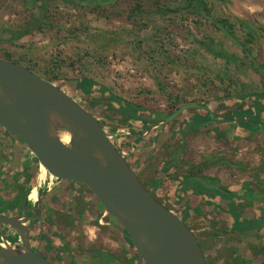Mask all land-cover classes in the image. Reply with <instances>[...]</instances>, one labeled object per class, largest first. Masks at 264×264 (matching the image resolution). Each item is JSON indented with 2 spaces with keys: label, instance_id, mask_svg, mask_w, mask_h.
Segmentation results:
<instances>
[{
  "label": "rangeland",
  "instance_id": "1",
  "mask_svg": "<svg viewBox=\"0 0 264 264\" xmlns=\"http://www.w3.org/2000/svg\"><path fill=\"white\" fill-rule=\"evenodd\" d=\"M35 16L44 18L47 23L20 39L7 40L9 29L24 26ZM213 19L234 23L236 40L246 41L252 53L264 62V0H0V59L18 61L57 85L64 79L74 85L78 80L90 78L104 86V94L97 93L88 99L68 88L64 90L97 115L105 129L116 133V144L123 146L131 141L117 136L127 127L120 123L121 112L110 107L108 92L162 115L171 114L185 103H203L212 110V118L221 124H225L222 122L230 119V112L238 111L243 102L235 100L227 104L218 102L217 98L264 92L261 75L248 67L240 46L218 28ZM238 20L251 25H242ZM196 39L204 40L216 51L237 56L243 63L228 62L214 56ZM203 111L202 108H190L170 121L165 133L166 145L159 152L157 146L148 149L154 153L157 151V154H153L150 166L141 173L144 178L150 174V186L159 198L178 215L190 214L188 223L198 236L208 240L211 232L224 236L220 231L225 223L219 219L217 211L198 203L199 212L189 209L184 213L186 204L177 202L170 189L163 190L176 185L175 176L192 171L220 175L224 178V187H235L254 174L256 165L264 163V137L235 121L229 127L233 140H223L222 143L213 139L204 128L198 132L180 130L186 116ZM221 124L217 127H223ZM135 128L141 131V127ZM260 128L264 130L263 123ZM153 130H158V127ZM135 149L138 147H134V152ZM28 154L32 169L26 170V174L36 173L37 186L42 191L48 189L52 186L48 184L50 174L43 173L35 154L31 151ZM221 158L233 163L241 162L243 168L229 165ZM204 180L194 176L187 183L201 184ZM85 190L90 204L98 206L94 195L87 188ZM192 190L185 195L192 194ZM61 218L58 217L59 220ZM65 220L69 222L68 218L60 221ZM102 226L108 227L106 224ZM91 229L79 224L64 231L69 254H73L74 245L80 243L82 247V242L95 240L93 233L96 232L101 244L110 246L122 260L127 259L121 243L116 240L117 231L109 229L110 240L107 241L103 229ZM234 237L230 233L229 239L234 240L238 253L248 242L259 241L255 233ZM6 239L12 238L6 236ZM113 239L116 242L113 243ZM247 255L251 257L250 252ZM235 256L231 249L222 251L220 257L215 251L212 253L217 264H230ZM66 261L64 264H70ZM78 263L88 264L85 260Z\"/></svg>",
  "mask_w": 264,
  "mask_h": 264
},
{
  "label": "water",
  "instance_id": "2",
  "mask_svg": "<svg viewBox=\"0 0 264 264\" xmlns=\"http://www.w3.org/2000/svg\"><path fill=\"white\" fill-rule=\"evenodd\" d=\"M190 108L211 111L203 103H185L159 125ZM0 126L22 140L49 174L95 194L127 230L137 264H209L195 231L149 191L117 146L116 133L66 90L9 59H0ZM29 203L18 214L0 213V228L18 233L15 241L2 235L0 264H57L31 244V223L42 216L40 198Z\"/></svg>",
  "mask_w": 264,
  "mask_h": 264
},
{
  "label": "trees",
  "instance_id": "3",
  "mask_svg": "<svg viewBox=\"0 0 264 264\" xmlns=\"http://www.w3.org/2000/svg\"><path fill=\"white\" fill-rule=\"evenodd\" d=\"M195 9L199 11L198 7H196ZM239 22H241L242 25H251L249 22H245L242 20H240ZM46 23L47 22L44 18L35 16L33 20L29 21L26 25L21 26L17 29H9L8 32H10V36L9 38H7V40L14 41L20 39L30 34L34 29L42 28ZM213 23L218 28L223 29L227 36L237 42L248 61V67H250L256 73H259L264 82V62L260 61L258 57L252 53L251 49L247 47L246 41L236 40V37L233 35V29L235 27V24L226 19H213ZM0 40H2V38H0ZM196 41L208 52H210L216 57H221L228 62H234L239 64L243 63V61L235 55H226L224 53L214 50V48H211L208 44L205 43L204 40L196 39ZM7 59L12 60L10 58ZM58 86L63 89L68 88L70 89V91H73V93L76 92L78 95L84 96L87 99L93 97L97 93L104 94L103 92L106 91V88L104 86L99 85L97 82L90 78L78 80L75 82L74 85L66 83V80L64 79L60 80V84ZM70 95L72 96L71 93ZM108 95L110 97V107L121 112V114L123 115L122 119L120 120V123L129 126V128L141 127L147 129L153 123H156L160 120H164L169 115H162L159 112H153L144 109L139 104L127 101L110 92H108ZM235 100L243 102V106L233 114L230 112V119L237 121L238 124H240L242 127L248 128L251 132L261 133L264 137V130L260 128V124H264V92H252L240 96L226 95L217 98L218 102H225L227 104ZM78 102L88 109V107L83 105V103H81L80 101ZM212 115V110H204L203 112L196 113L192 116H186L183 120L184 127L180 125V130L182 131L183 129H188L192 130V132H198L199 130H201L202 126H206L208 127L207 130L210 134H215L217 138L219 136H223L222 132H216L214 124L219 122V120L213 119ZM2 129L4 130V132H8L5 128ZM13 136L15 135L13 134ZM17 139L20 140L18 137ZM20 141L23 143L22 140ZM131 148L132 144H127L126 150H130ZM120 150L123 152L122 148ZM262 154L264 157V146L262 148ZM125 157L127 159L128 155ZM228 163L230 165L234 164L237 167L243 168V164L241 162L233 163L228 161ZM254 169L255 172L252 176H249V178L247 179H243L239 184L229 190H227L225 187L220 186H217V188H211L210 190L204 189V187L202 188L201 185L198 183H193V185H191V183L188 184L186 179L184 182L181 180L178 181L175 187H172V189L170 188L172 193L175 195L177 202L179 201L183 204H186L187 209L184 210V213H186L189 209L194 212H199L200 208L197 205L198 203L208 204L209 207L217 211L218 217L222 221V223H225V226H223L220 231L222 232L221 234L224 235L223 237H219L218 233L216 232H211L209 234L210 237H208V240H203V238L197 235L200 244L206 254L209 264H217V262L215 261L216 258L213 259L212 257V253L214 251L217 257H220L222 251L229 249H231L232 253L236 255L233 260L229 262L230 264H254V262L257 264H264V163L255 167ZM196 175H193V177ZM182 176L183 178L186 177V175ZM33 178H35V176H33ZM197 178H203L207 181H213L212 183L216 181L214 177L210 176H198ZM34 186V181H31L29 188L26 190L24 196L16 195L13 199L14 202L12 204V208L20 209L22 205L24 206L23 198L28 195V193L31 191V189H33ZM84 187L87 188V190L92 195H94L95 199L100 203L99 199L95 196V194L88 187ZM168 188L164 189L163 191L168 190ZM190 189H193V194L197 195V198H201L200 202L186 198L185 192ZM149 190L161 203H163L170 209L172 208L169 204L166 203V201L160 199L153 189ZM100 206L104 210V207L101 203ZM99 215L101 216V212ZM188 215L190 214L179 216L186 221ZM113 219H115L121 225L120 228L122 230V233L124 234L125 239L136 251L132 241L130 240L127 234V230L116 218L113 217ZM208 223L213 225L216 224V222L211 221H209ZM189 226L193 229L191 224H189ZM230 233L235 236L234 239L238 238V236H243L249 233H255L256 237L259 238V241L248 242L246 247L238 253L236 250V246L233 245L234 240L232 238L229 239ZM249 252L251 254V257L247 255ZM109 256L110 257L108 261H116V257L112 255ZM137 257L138 255L136 253L135 258L129 260L126 264H136Z\"/></svg>",
  "mask_w": 264,
  "mask_h": 264
},
{
  "label": "crops",
  "instance_id": "4",
  "mask_svg": "<svg viewBox=\"0 0 264 264\" xmlns=\"http://www.w3.org/2000/svg\"><path fill=\"white\" fill-rule=\"evenodd\" d=\"M234 121L235 120L233 119H229L226 122H222L225 124H221V122L215 123L214 127L216 129V132L222 130L223 136H219L217 138L216 135L213 134L212 135L213 139L221 143L223 142V140L232 141L233 137L229 135L230 132L232 131H230L229 127L231 123ZM219 123L223 127L218 128L217 126L219 125ZM169 125H170L169 122L165 124H161V125H159V123L152 124L147 129L139 128L141 129V131L139 132L138 130H134L138 128H135V127L129 128V126L124 125L127 127V128H124L123 130L124 132L122 134L117 133V136H121V138L123 136V137H127L130 139L131 143H128V145L132 144V148L130 150H127L128 154L125 151L127 144H124L123 146H119V145L117 146L120 149L122 148L123 151H125V156L128 155L127 160L131 163L132 167L134 168V170L136 171L140 179L150 188H151L150 186L151 181L149 177L150 174H147V176H145L144 178L141 172H144V170L148 166H150L153 154L156 155L157 151L159 152L161 147H163V145H166L167 140H165L166 139L165 133L167 132ZM157 127H158V130H153ZM203 128L207 129L208 127L202 126L201 129ZM2 131L0 130V199H2L4 196L5 187L8 188L9 189L8 191L11 193L9 197H12L11 199H14L15 198L14 196L16 195L24 196V194L26 193V190L29 188L31 181H34L36 185L37 175L36 173L31 174L33 172H29L28 174H26L25 172L26 170L28 171L32 169V165H31L32 163L30 162V160L29 161L27 160L29 159L28 153H30L27 146L23 144L20 140H18L17 137L11 135L10 133L2 132ZM2 133H5V134H2ZM126 133H127V136H126ZM136 146L138 147V149L137 150L135 149V152H134L133 150H134V147ZM154 146L159 147L157 148L156 153L152 151H148V149ZM26 151H29V152H26ZM226 160L227 159L221 158V161L227 162V164H229L228 161ZM165 162L167 161L165 160ZM259 165L261 164H258L256 166H259ZM154 166L157 167L158 164H154ZM170 166L173 167V165H170ZM9 174H10V177L8 178L7 176ZM184 175H186V177L184 178L182 175L175 176L174 182L177 183L180 180L184 182L185 179L188 181V179H190V177H193V175H196L197 177L198 176H210V177H214L216 181L212 183L210 181L204 180L200 184L202 188L204 187V189L210 190L211 188H217V186L224 187L223 186L224 178L220 175H215V174L204 172V171H201V172L192 171V172L185 173ZM5 176L6 178H8L7 180ZM33 176H35V178H33ZM4 183H8V184H6L5 186ZM51 184L52 186H50L48 189L43 190V193L45 194L44 196H42L43 210L46 211L47 213L51 212L52 215L54 214L53 218L55 221L58 220V225H60L59 227H60V230H62L63 234L65 233L64 231L67 232L69 228L71 227L76 228L79 224H82L84 227H90L92 229H99V230L103 229L104 233L106 232L105 237H106V240L108 241L110 240L109 229L110 230L112 229L114 232L117 231L116 240L118 243H121V246L125 251L127 259L124 264H126L129 260H132L133 258H135V255L137 252L127 242L122 231L120 230L118 231L115 225L105 227L99 223V218H100L99 206H94V204L93 205L90 204L91 200L86 196V192H84L83 194V189L81 185L75 182L69 181V180H60V179L53 180ZM175 186L172 185V186H169V188L168 187L167 188L172 189V187H175ZM232 188L233 187L226 188V189L229 190ZM41 191L42 190L40 189V187H38L37 188V199L40 198ZM29 194L26 195V197H24L23 200H29L30 204L33 206L35 204L36 199L35 200L31 199L29 197ZM185 196L186 198L190 200H195L197 202L201 201L200 200L201 198L200 197L197 198L196 197L197 195L193 193L192 194L188 193V195H185ZM202 198H205V197H202ZM207 205L208 204H206V206ZM48 217L50 216L48 215ZM58 217L59 218L62 217L66 219L68 218L69 223H71V225L66 226L67 221L66 222L60 221L62 220V218L59 220ZM186 221L188 222V218L186 219ZM63 223H66V224H63ZM72 223H74V225H72ZM11 232L14 234L13 231ZM97 236L98 234H96V232L93 233V237L95 240H91L92 242H89V241L82 242L83 243L82 247L79 246L80 243L74 245L75 246L73 249L74 258L72 259L74 262L72 260L70 262L76 264L78 262H82V260H85V262L88 264H94V263L108 264V262H110L108 261L110 257L109 255H112L117 258L118 256L111 250L112 248L105 244L104 245L101 244ZM112 241L113 243L116 242L114 239ZM137 259H136V262H137Z\"/></svg>",
  "mask_w": 264,
  "mask_h": 264
},
{
  "label": "flooded vegetation",
  "instance_id": "5",
  "mask_svg": "<svg viewBox=\"0 0 264 264\" xmlns=\"http://www.w3.org/2000/svg\"><path fill=\"white\" fill-rule=\"evenodd\" d=\"M2 128L3 127L0 126V130L1 131L3 130ZM2 132H4V130ZM7 133H9V131ZM2 134H5V133H2ZM11 135H13V134L11 133ZM5 178H6V176H5ZM7 179L8 178H6V180ZM60 180H65V179H60ZM4 184L6 186V184H8V183H4ZM79 185H81V184H79ZM81 186H82V189H84V192L87 193V191L85 190L86 188L83 185H81ZM145 186H146V184H145ZM35 187H38L37 184L33 187V189ZM146 187L148 189H151L148 186H146ZM4 189H5L4 190V192H5L4 196H3L2 199H0V213H2L4 215H14V214H18L19 212L23 211V208H24L23 205H22V207L20 209L19 208H12V204H13L14 201H13V199H11L12 197H9L11 195V193L8 191L9 190L8 188L5 187ZM44 195L45 194L43 193V191H41L40 192V210H41L42 219L41 220L36 219L35 222L31 223L32 224L31 231H30L31 244H32V246H33V248L35 250L40 251L45 257L49 258L51 261H53V262H55L57 264H64V261H66V260L68 262H70L74 258V255L73 254H69V251L67 250L66 240H64L65 239L64 238V234L62 233V230H60L58 222H56L54 220V218H53L54 214L52 215L51 212L47 213L46 211L43 210L42 196H44ZM25 202H26V200H24V205H25ZM29 206H32V205L29 203ZM98 206H99V210L101 212V216L99 218V223H100L101 217H103L105 222L102 225H105V224L108 225V226L115 225L117 227L118 231L119 230L122 231L121 228H120L121 225L115 219H113L112 215H110V214H106L105 215L104 214L105 209L103 210L101 208L100 203H99ZM27 214L29 216H32V215L35 214V212H33L32 210L28 209ZM48 215L50 217H48ZM70 225H71V223L67 222L66 226H70ZM11 231H13L14 234ZM2 235H4L5 238H6V236H9V237L11 236L12 239H9V241H15L18 238V233L14 229H11V228L5 227V226L0 228V240H1ZM45 236H47V238ZM53 238L56 239V240L54 241ZM46 239H47V241H46ZM43 240L46 241L45 244L43 243V242H45ZM59 240H61V243L59 242ZM51 245L53 246V249H55V250L52 249ZM53 252H56V254L53 253ZM71 253H73V251H71ZM57 254H59V256L56 257L55 255H57ZM67 255L69 256V258H68ZM125 261L122 260L120 257H117L116 261L108 262V264H112V263L124 264ZM70 264H75V263H71L70 262ZM136 264H137V262H136Z\"/></svg>",
  "mask_w": 264,
  "mask_h": 264
},
{
  "label": "bare ground",
  "instance_id": "6",
  "mask_svg": "<svg viewBox=\"0 0 264 264\" xmlns=\"http://www.w3.org/2000/svg\"><path fill=\"white\" fill-rule=\"evenodd\" d=\"M64 139L66 140L67 138L64 137ZM42 170H43V173H44V174H47V173H48V171H47V169H46L45 167H42ZM29 197H30L31 199H33V200L37 199V189H36V188L32 189L31 193L29 194ZM91 230H92V229H91ZM89 233H90V232H89ZM92 238H93V237H92Z\"/></svg>",
  "mask_w": 264,
  "mask_h": 264
},
{
  "label": "built area",
  "instance_id": "7",
  "mask_svg": "<svg viewBox=\"0 0 264 264\" xmlns=\"http://www.w3.org/2000/svg\"><path fill=\"white\" fill-rule=\"evenodd\" d=\"M110 132V131H109ZM111 133V132H110ZM123 154L125 155V151H123ZM53 180H58V178H56V177H54V176H52L51 174H50V176H49V182H48V184L50 185L51 184V182L53 181ZM46 182V179H44L43 180V183H45ZM50 187V186H49ZM104 214L106 215V213L104 212ZM104 216V215H103ZM100 223L101 224H103L104 223V219H103V217H101V219H100Z\"/></svg>",
  "mask_w": 264,
  "mask_h": 264
}]
</instances>
